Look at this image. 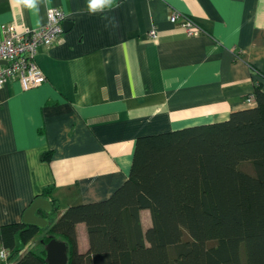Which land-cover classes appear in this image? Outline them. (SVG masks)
Segmentation results:
<instances>
[{
	"label": "crops",
	"instance_id": "obj_1",
	"mask_svg": "<svg viewBox=\"0 0 264 264\" xmlns=\"http://www.w3.org/2000/svg\"><path fill=\"white\" fill-rule=\"evenodd\" d=\"M36 4L0 0V27L38 29L51 8L71 26L39 52L44 84L0 89V227L21 223L45 188H54V220L109 199L130 177L139 138L227 121L264 87V0H117L108 27L86 0ZM174 13L198 35L172 23ZM140 218L147 230L150 211ZM76 231L86 253V224Z\"/></svg>",
	"mask_w": 264,
	"mask_h": 264
},
{
	"label": "trees",
	"instance_id": "obj_2",
	"mask_svg": "<svg viewBox=\"0 0 264 264\" xmlns=\"http://www.w3.org/2000/svg\"><path fill=\"white\" fill-rule=\"evenodd\" d=\"M253 94L256 106L227 121L139 138L130 177L109 199L71 206L58 220L52 200L46 230L0 227L9 251L0 264H47L52 238L67 243L68 264H264L262 86ZM143 210L150 211L147 230ZM80 223L88 228L86 253L78 248Z\"/></svg>",
	"mask_w": 264,
	"mask_h": 264
},
{
	"label": "built area",
	"instance_id": "obj_3",
	"mask_svg": "<svg viewBox=\"0 0 264 264\" xmlns=\"http://www.w3.org/2000/svg\"><path fill=\"white\" fill-rule=\"evenodd\" d=\"M65 13L59 8L48 10V22L38 29L19 31L13 24H4L0 27V89L10 81H17L24 91L37 88L46 82V75L38 63L41 49L49 48L60 42L64 35ZM171 22L180 24L189 36L198 35L200 29L189 20H181L179 13H174ZM150 38L156 41L158 32L153 29ZM264 92V87H262ZM245 102L252 107L256 106L255 95L246 97ZM9 251L0 250V262H8Z\"/></svg>",
	"mask_w": 264,
	"mask_h": 264
},
{
	"label": "water",
	"instance_id": "obj_4",
	"mask_svg": "<svg viewBox=\"0 0 264 264\" xmlns=\"http://www.w3.org/2000/svg\"><path fill=\"white\" fill-rule=\"evenodd\" d=\"M69 22H64V31L70 28ZM53 207L49 199L38 197L34 203L26 210L22 218V223L29 226H34L40 230H46L51 221L48 217L40 216L43 211L47 216L52 213ZM69 247L64 241L52 238L46 245V261L47 264H68L69 262Z\"/></svg>",
	"mask_w": 264,
	"mask_h": 264
},
{
	"label": "clouds",
	"instance_id": "obj_5",
	"mask_svg": "<svg viewBox=\"0 0 264 264\" xmlns=\"http://www.w3.org/2000/svg\"><path fill=\"white\" fill-rule=\"evenodd\" d=\"M30 8H36V0H24ZM115 0H86V11L90 15H100L102 21L105 22V26H115V17L108 15V13L117 7Z\"/></svg>",
	"mask_w": 264,
	"mask_h": 264
},
{
	"label": "rangeland",
	"instance_id": "obj_6",
	"mask_svg": "<svg viewBox=\"0 0 264 264\" xmlns=\"http://www.w3.org/2000/svg\"><path fill=\"white\" fill-rule=\"evenodd\" d=\"M43 234H40L37 238H35L32 243L30 244L29 247H36L40 241V238ZM28 248V247H27ZM26 252V250L24 251V253ZM10 264V263H9Z\"/></svg>",
	"mask_w": 264,
	"mask_h": 264
}]
</instances>
